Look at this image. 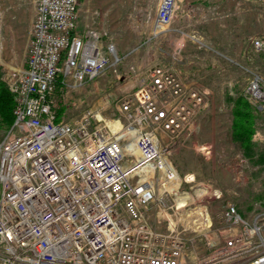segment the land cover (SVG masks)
Instances as JSON below:
<instances>
[{
	"label": "built area",
	"instance_id": "obj_1",
	"mask_svg": "<svg viewBox=\"0 0 264 264\" xmlns=\"http://www.w3.org/2000/svg\"><path fill=\"white\" fill-rule=\"evenodd\" d=\"M31 1L25 64L0 75L13 98V122L0 128V264H264V212L248 219L228 203L216 225L206 203L190 208L177 194L172 146L196 127L204 89L155 64L132 92L98 96L75 120L54 109L56 91L107 71L138 75L139 65L121 68L169 26L176 0L160 1L149 34L125 53L93 27L78 30V0ZM250 46L264 69V34ZM245 93L262 109L264 77L253 74ZM153 205L158 215L194 214L189 238L169 218L165 231L151 227ZM197 238L204 252L190 261Z\"/></svg>",
	"mask_w": 264,
	"mask_h": 264
},
{
	"label": "rangeland",
	"instance_id": "obj_2",
	"mask_svg": "<svg viewBox=\"0 0 264 264\" xmlns=\"http://www.w3.org/2000/svg\"><path fill=\"white\" fill-rule=\"evenodd\" d=\"M160 1L78 0L77 28L97 29L103 41L111 40L125 53L149 34ZM34 14L31 0H0V75L6 65L25 64ZM263 34L264 0H176L169 26L124 62L133 58L141 70L171 66L186 84L206 91L196 127L175 142L170 160L181 179L178 196H189L190 208L206 203L216 225L228 203L248 219L264 212V102L260 110L253 107L252 154L231 136L233 100L239 95L247 99L253 74L264 77L262 57L250 46L251 38ZM141 74L118 80L107 71L80 89L56 91L54 109L65 120H75L98 96L132 92L145 79ZM173 199L169 196L166 203ZM157 211L153 205L145 212L151 227L165 231L169 218L183 239L189 238L194 214L179 217ZM192 245L187 243L190 261L204 252L198 238Z\"/></svg>",
	"mask_w": 264,
	"mask_h": 264
},
{
	"label": "trees",
	"instance_id": "obj_3",
	"mask_svg": "<svg viewBox=\"0 0 264 264\" xmlns=\"http://www.w3.org/2000/svg\"><path fill=\"white\" fill-rule=\"evenodd\" d=\"M60 75L57 76V80ZM13 98L10 92L5 87L4 83L0 81V128L6 129L13 122ZM252 104L242 95H239L233 100L232 114L233 124L231 136L234 141L241 144L247 155H251V138L254 133ZM61 111L57 115H61Z\"/></svg>",
	"mask_w": 264,
	"mask_h": 264
},
{
	"label": "crops",
	"instance_id": "obj_4",
	"mask_svg": "<svg viewBox=\"0 0 264 264\" xmlns=\"http://www.w3.org/2000/svg\"><path fill=\"white\" fill-rule=\"evenodd\" d=\"M241 47H242V46H240V48H241ZM127 63H133V64H136V65H139V66L141 65V64H139L138 62H136L135 59H133V58H132L131 61H129V62H127ZM140 68H141V66H140ZM122 69L125 71V66H124V64H123ZM145 70H146V68H145ZM145 70H144V69H143V70L139 69L138 75H139L140 73H144ZM176 72H177V71H176ZM177 74H178V72H177ZM178 75H179V74H178ZM179 76H181V75H179Z\"/></svg>",
	"mask_w": 264,
	"mask_h": 264
},
{
	"label": "bare ground",
	"instance_id": "obj_5",
	"mask_svg": "<svg viewBox=\"0 0 264 264\" xmlns=\"http://www.w3.org/2000/svg\"><path fill=\"white\" fill-rule=\"evenodd\" d=\"M191 178H192V177H190V176H189V178H188V179L190 180ZM188 197H189V196H188ZM182 204H183V203H182ZM182 204H181V205H182Z\"/></svg>",
	"mask_w": 264,
	"mask_h": 264
}]
</instances>
